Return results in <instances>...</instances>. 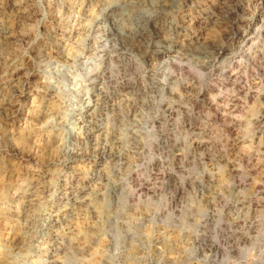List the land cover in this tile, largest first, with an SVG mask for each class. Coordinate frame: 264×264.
I'll return each instance as SVG.
<instances>
[{
	"label": "clouds",
	"instance_id": "obj_1",
	"mask_svg": "<svg viewBox=\"0 0 264 264\" xmlns=\"http://www.w3.org/2000/svg\"><path fill=\"white\" fill-rule=\"evenodd\" d=\"M0 264H264V0H0Z\"/></svg>",
	"mask_w": 264,
	"mask_h": 264
}]
</instances>
